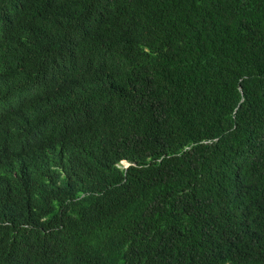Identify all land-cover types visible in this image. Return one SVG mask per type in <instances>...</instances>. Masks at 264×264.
Masks as SVG:
<instances>
[{
  "label": "trees",
  "instance_id": "trees-1",
  "mask_svg": "<svg viewBox=\"0 0 264 264\" xmlns=\"http://www.w3.org/2000/svg\"><path fill=\"white\" fill-rule=\"evenodd\" d=\"M0 264H264V0H0Z\"/></svg>",
  "mask_w": 264,
  "mask_h": 264
}]
</instances>
